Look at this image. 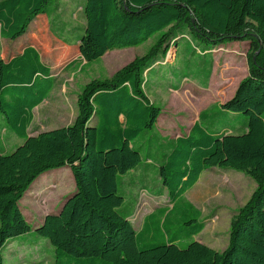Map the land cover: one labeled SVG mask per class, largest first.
<instances>
[{"label": "trees", "instance_id": "trees-1", "mask_svg": "<svg viewBox=\"0 0 264 264\" xmlns=\"http://www.w3.org/2000/svg\"><path fill=\"white\" fill-rule=\"evenodd\" d=\"M54 1H0V38L23 41ZM82 11L85 26L77 50L86 64L108 51L157 39L110 79L85 84L71 125L36 136L27 133L33 110L52 92L55 76L24 41L19 53L0 60V125L23 141L11 153L0 152V264L5 247L31 232L20 202L44 187L49 175L43 174L62 168L70 169L75 192L33 228L54 247L52 264H264V0H85ZM187 33L209 44L206 53L230 41L248 40L252 47L248 75L215 113L244 115V127L209 131L201 114L187 133L168 144L170 151L158 164L170 204L212 168L231 169L254 181L256 189L232 218L222 252L194 240L204 223L198 222V212L191 219L189 206L182 213L183 235L159 242H144L146 222L137 233L119 213L123 198L117 178L138 167L136 142L157 128L162 114L145 92V76L164 64L169 43L175 48ZM180 239L192 240L180 246Z\"/></svg>", "mask_w": 264, "mask_h": 264}, {"label": "rangeland", "instance_id": "rangeland-1", "mask_svg": "<svg viewBox=\"0 0 264 264\" xmlns=\"http://www.w3.org/2000/svg\"><path fill=\"white\" fill-rule=\"evenodd\" d=\"M84 2L54 1L48 6V16H40L23 40L38 50L42 62L55 76L52 92L33 111L32 135L71 125L82 87L94 79H110L135 58L147 53L157 39L154 36L138 47L108 51L101 59L86 64L77 50L78 36L85 26ZM23 41L9 42L0 38V60L19 53ZM169 45L164 64L154 66L145 76V92L162 114L157 128L136 142L141 149L138 167L117 178V192L123 198L119 213L132 214L131 222L137 233L146 222L144 242H159L167 236L172 240L183 235L180 229L186 219L182 218V213L189 206L191 219L197 218L195 212H198V222L204 223L203 231L194 240L222 252L228 245L232 218L256 189L254 181L231 169L212 168L204 171L197 184L181 199L170 204L160 179L159 163L170 151L168 144H174L187 133L201 114L206 115L201 118V124L209 131L218 130L221 125L244 127V115L215 113L219 111L216 106L230 99L240 81L248 75L252 47L248 40L230 41L214 45L206 53L209 44L190 33L180 37L175 48ZM21 142L15 135L6 134L0 125V152L11 153ZM43 175H49L44 187L30 191L20 202L31 232L5 247L4 264L53 263L54 247L38 237L33 228L47 214L56 212L67 195L75 192V183L69 168ZM180 240L179 245L184 246L192 239Z\"/></svg>", "mask_w": 264, "mask_h": 264}, {"label": "crops", "instance_id": "crops-1", "mask_svg": "<svg viewBox=\"0 0 264 264\" xmlns=\"http://www.w3.org/2000/svg\"><path fill=\"white\" fill-rule=\"evenodd\" d=\"M221 104V103H220ZM216 106V105H215ZM218 106V105H217ZM34 111V110H33ZM159 121V120H158ZM195 123V122H194ZM193 123V124H194ZM192 124V125H193ZM30 127H31V125H30ZM30 127L28 128V130H27V133H28V135L29 136H36V135H32L31 133H30ZM191 128V127H190ZM6 134H10V135H14V134H12V133H8V132H5ZM39 134V133H38ZM22 144V142L20 143V145ZM148 162V161H147ZM197 184V183H196ZM126 217H127V219L131 222L132 220H131V216H132V214H129V213H127L126 215H125ZM132 223V222H131ZM18 253H16V255H17Z\"/></svg>", "mask_w": 264, "mask_h": 264}]
</instances>
